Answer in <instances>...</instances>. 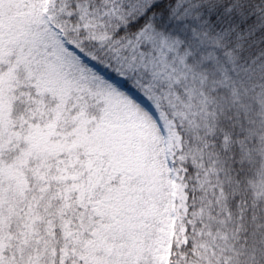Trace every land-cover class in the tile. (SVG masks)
<instances>
[{
    "label": "snow or ice",
    "instance_id": "snow-or-ice-1",
    "mask_svg": "<svg viewBox=\"0 0 264 264\" xmlns=\"http://www.w3.org/2000/svg\"><path fill=\"white\" fill-rule=\"evenodd\" d=\"M0 264H264V0H0Z\"/></svg>",
    "mask_w": 264,
    "mask_h": 264
}]
</instances>
